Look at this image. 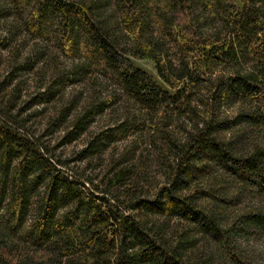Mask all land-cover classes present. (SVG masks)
<instances>
[{
	"label": "trees",
	"instance_id": "16d2710c",
	"mask_svg": "<svg viewBox=\"0 0 264 264\" xmlns=\"http://www.w3.org/2000/svg\"><path fill=\"white\" fill-rule=\"evenodd\" d=\"M251 238L264 0H0V264H253Z\"/></svg>",
	"mask_w": 264,
	"mask_h": 264
},
{
	"label": "rangeland",
	"instance_id": "374dc122",
	"mask_svg": "<svg viewBox=\"0 0 264 264\" xmlns=\"http://www.w3.org/2000/svg\"><path fill=\"white\" fill-rule=\"evenodd\" d=\"M50 48L51 51L57 52L58 51V46L52 43L50 41L49 44H47ZM122 69H140L141 71H144L147 73V75L151 78L152 82L159 87H166V85L162 82L160 77L157 74L155 64L152 60L146 59V58H136L130 55H127L124 57V60L121 61L120 64ZM106 81V80H105ZM113 85L111 86V88ZM250 202V201H249ZM262 243L261 241H256V239L251 238L249 240V243L246 244V247L248 249L255 251L257 253V259H253L254 263L253 264H264V249L261 246ZM252 255V254H251ZM261 256V259H260Z\"/></svg>",
	"mask_w": 264,
	"mask_h": 264
}]
</instances>
